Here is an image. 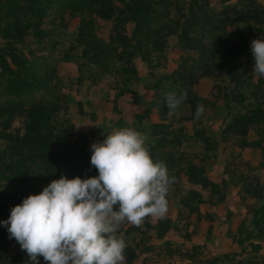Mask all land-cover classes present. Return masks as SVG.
Wrapping results in <instances>:
<instances>
[{
  "label": "rangeland",
  "instance_id": "374dc122",
  "mask_svg": "<svg viewBox=\"0 0 264 264\" xmlns=\"http://www.w3.org/2000/svg\"><path fill=\"white\" fill-rule=\"evenodd\" d=\"M6 2L0 0V6ZM197 2L199 10L194 9L197 4L191 0H170L168 11L159 7L151 16L154 20L149 28L173 26V21L186 27L194 12L200 17L196 23H204L203 11L206 15L215 14L214 18L218 19L221 11L233 5L264 10V0ZM103 5L112 12L122 6L119 0H106ZM60 6L54 4L42 20L41 29L48 35L41 41L27 36L18 48L35 66L34 74L49 83L47 91L36 90L28 100L54 98L60 107L57 120L70 128L69 148L77 142L75 148L85 151L67 154L65 160L56 161L49 167L54 168L49 175L41 169L25 184L28 195L40 189L38 193H41L63 174L69 175V179L79 174L82 179L98 176L97 169L91 165V145L103 141L113 129L133 127L147 136L146 146L153 160L163 161L176 182L167 196L168 212L164 217H146L139 227L128 223L120 226L117 234L122 233L127 244L123 264H264V120L247 130L246 140L257 143L255 147H242L238 136L224 132L236 114L255 106L264 110V77L254 74V59H239L245 68L239 70L242 83L237 93L244 94L245 100L243 106H238L228 101L232 95L226 99L230 83L225 77H199L196 83L183 87L177 82L182 64H190V58L197 57V52H189L179 43V27L178 33L163 37L166 45L162 49L152 50L149 45V51L131 52L133 48L124 50L116 40L121 35L132 43L140 40L138 36L132 38L136 28L132 21L119 26L121 21L115 18H99L101 3L75 4L78 7L75 11L65 2ZM188 6L193 11L191 16ZM157 15L162 17L156 20ZM82 26L86 30L84 40L80 41L78 34ZM245 26L238 25L244 35L248 32ZM2 27L0 16V30ZM198 27L195 25L193 29ZM232 30L233 27L228 28L229 32ZM256 34L252 31V37H245L251 42L262 37ZM4 42L0 35V46ZM94 47L105 51V69L91 63L94 53L90 48ZM249 48L252 54L251 45ZM84 49L88 52L85 57ZM123 52L133 53L134 73L127 70ZM2 88L0 81V94ZM183 89L188 91L187 100L171 110L166 102L167 94L175 92L179 96ZM2 101L4 97L0 96ZM198 104L204 106L199 119L195 117ZM23 119L15 118L8 131H22ZM2 131L0 123V134ZM205 138L210 141L209 147L203 141ZM161 139L164 141L159 147L150 149ZM5 144L0 139V150ZM72 163L79 173L71 171ZM12 186L0 181V191ZM114 207L118 210V205ZM255 218L259 223H254ZM0 243L5 245L8 257L20 254L23 264H32L14 238L5 236ZM129 251L134 253L132 261L127 259ZM39 264L48 262L40 257Z\"/></svg>",
  "mask_w": 264,
  "mask_h": 264
},
{
  "label": "trees",
  "instance_id": "16d2710c",
  "mask_svg": "<svg viewBox=\"0 0 264 264\" xmlns=\"http://www.w3.org/2000/svg\"><path fill=\"white\" fill-rule=\"evenodd\" d=\"M119 1L122 6L116 9V12H112L110 8L107 9V6L103 5L106 0H7L0 6V16L3 21L0 35L5 40L4 44L0 46V81H3L0 96L4 97V101L0 103V123L3 128L0 139L6 141L3 149L0 150V181L5 184H13L11 188L0 191V239L10 236L3 221L9 218L11 209L22 204L23 200L29 196L27 193L29 188L25 184L31 178H35L41 169H44L45 173L49 175L50 171L54 169L49 167L53 166L56 161L65 160L67 154L73 155L85 151L84 148L79 151L75 148L77 142L71 144L69 148L70 142L67 141V138L70 135V128L65 127L64 123L57 120L60 107L54 98L28 100V96L34 94L36 90L47 91L49 83L45 78L35 75V66H32V62L24 56L18 45L22 44L27 36L41 41L48 35L41 29V25L46 13L54 4L60 6L65 2L68 8L75 11L78 8L74 6L75 4L87 3L93 6L96 3H101V9L97 12L99 18H115L119 22L121 21L118 23L119 26L127 21H132L136 25L132 38L138 36L140 40L132 43L129 42V38L122 35L116 40L123 45L124 50L133 48L134 50L131 52L142 51V49L149 51V45L152 50L162 49L166 45L163 43V37L178 33L177 27H179L181 30L179 43H183L189 52H197L196 58H190V64L183 63L180 67L182 71L177 82L181 87L196 83L199 77H225L230 83V92L226 99L228 100L232 95L231 100L228 101L237 103L238 106L244 105V94L237 93L238 86L242 83L239 70L245 68L239 59L240 57L253 59L249 48L251 40L248 37H252V31L257 33L255 36L262 35L264 37V10L259 12L248 5H233L221 11V18L218 19L214 18L215 14L207 13L206 15V11H203L202 16L206 20L203 21L204 23L198 24L196 21L200 20V17H197L195 14L197 12L193 13L191 6H188V14L190 16L191 13L194 14L188 26L180 27L178 21H173L174 27L167 24L162 25L159 29H153L149 28L154 20L151 16L157 12L159 7L168 11L170 0ZM191 2L194 5L197 4L194 9L201 8L198 6L197 0H191ZM125 16L127 18L122 21L121 18ZM161 17L162 15H157L155 19ZM239 23L246 25L245 30H248L246 33L248 37H245L246 35L242 33L243 29L238 27ZM195 25L199 26V29H193ZM231 27L233 30L229 32L228 28ZM142 29L144 32H141ZM85 30L86 27H80L78 34L80 41L84 40ZM165 31L167 34H162ZM149 34L153 36V40H150ZM205 34L208 36H204ZM141 42L145 44H141ZM87 46H90V43H87ZM90 49L94 53V57L92 56L93 58L90 59L91 63L105 69V60H107L105 51L96 47ZM83 51L85 57L88 52L86 49ZM131 52H123L122 58L129 68L127 70L134 73L135 69L131 61L133 53ZM142 57L146 58L143 55ZM187 74L188 77H186ZM17 117L24 118L23 130L8 131L11 128L10 124ZM263 120L264 110L262 107L248 108L245 112L236 114L224 132L238 136L242 147H255L258 145L257 143H249L246 140L247 130L249 126ZM153 131L156 134V130ZM163 141L164 139L157 140L155 146L150 149L154 150L159 147ZM203 141L207 147L210 146L209 140L205 138ZM151 153L153 154V152ZM72 165L71 171H74L75 174L79 173L75 164L72 163ZM62 176L69 178V175L63 174ZM38 191L35 194H40ZM254 223H259V220L255 218ZM253 248L258 250L259 247L254 245ZM127 255L128 261L134 259L132 251H129ZM0 264H23V256L15 254L13 257H8L5 245L0 243Z\"/></svg>",
  "mask_w": 264,
  "mask_h": 264
},
{
  "label": "clouds",
  "instance_id": "9594fccd",
  "mask_svg": "<svg viewBox=\"0 0 264 264\" xmlns=\"http://www.w3.org/2000/svg\"><path fill=\"white\" fill-rule=\"evenodd\" d=\"M251 52L254 74L264 77V37L252 40ZM187 98L183 89L179 96L168 93L166 102L174 110ZM203 113L198 104L195 117ZM147 139L133 127L113 129L91 145L98 176H62L11 209L3 224L32 264L40 257L48 264H123L127 244L117 234L120 226L164 217L176 182L163 161L153 160Z\"/></svg>",
  "mask_w": 264,
  "mask_h": 264
}]
</instances>
